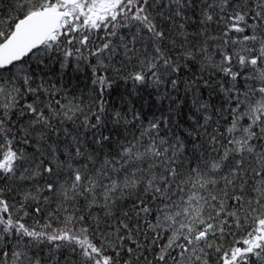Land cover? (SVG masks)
<instances>
[{"label": "snow or ice", "instance_id": "snow-or-ice-1", "mask_svg": "<svg viewBox=\"0 0 264 264\" xmlns=\"http://www.w3.org/2000/svg\"><path fill=\"white\" fill-rule=\"evenodd\" d=\"M0 264H264V0H0Z\"/></svg>", "mask_w": 264, "mask_h": 264}]
</instances>
